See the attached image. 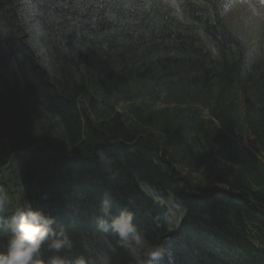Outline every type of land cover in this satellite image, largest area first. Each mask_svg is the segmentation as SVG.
Returning a JSON list of instances; mask_svg holds the SVG:
<instances>
[{
    "label": "trees",
    "instance_id": "obj_1",
    "mask_svg": "<svg viewBox=\"0 0 264 264\" xmlns=\"http://www.w3.org/2000/svg\"><path fill=\"white\" fill-rule=\"evenodd\" d=\"M0 264H264V0H0Z\"/></svg>",
    "mask_w": 264,
    "mask_h": 264
}]
</instances>
